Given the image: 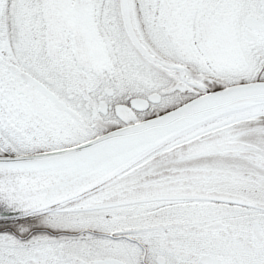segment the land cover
I'll use <instances>...</instances> for the list:
<instances>
[{"label": "snow or ice", "instance_id": "snow-or-ice-1", "mask_svg": "<svg viewBox=\"0 0 264 264\" xmlns=\"http://www.w3.org/2000/svg\"><path fill=\"white\" fill-rule=\"evenodd\" d=\"M0 264H264V0H0Z\"/></svg>", "mask_w": 264, "mask_h": 264}]
</instances>
